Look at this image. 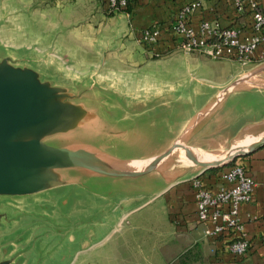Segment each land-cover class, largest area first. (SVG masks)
Segmentation results:
<instances>
[{
  "label": "water",
  "instance_id": "obj_1",
  "mask_svg": "<svg viewBox=\"0 0 264 264\" xmlns=\"http://www.w3.org/2000/svg\"><path fill=\"white\" fill-rule=\"evenodd\" d=\"M26 12L0 0V264H75L79 239L264 146V122L221 138L235 95L264 89V61L207 99L140 87L23 36Z\"/></svg>",
  "mask_w": 264,
  "mask_h": 264
},
{
  "label": "crops",
  "instance_id": "obj_2",
  "mask_svg": "<svg viewBox=\"0 0 264 264\" xmlns=\"http://www.w3.org/2000/svg\"><path fill=\"white\" fill-rule=\"evenodd\" d=\"M5 1L28 10L21 18L23 36L44 47L54 42L57 53L73 68L86 71L103 63L106 70L122 73L140 87L155 89V84L185 82L207 99L218 87L263 62L244 66L235 59H213L179 48L176 39L169 36L155 45L161 55L147 49L140 40L142 31L156 23H166L192 0H132L130 11H111L107 0ZM202 3L203 8L192 19L194 23L204 17L219 19L224 26L232 23L235 13L229 4L220 0ZM261 3L264 7V0ZM233 61L239 65H233ZM234 99L241 114L224 136L222 132L223 140L250 123L264 122V89L241 92ZM235 161L244 165L256 183L251 199L240 205L244 231L230 229L217 237L208 235L207 229L213 223L198 220L193 180L179 183L153 200L158 205L155 264H175L185 250L193 247L206 264H264V146ZM222 170H207L199 178L207 188L217 189L224 182ZM146 206L130 212L124 222ZM242 237L250 241V249L247 254L236 256L229 251L228 243ZM136 249L141 259L148 262L142 244H137Z\"/></svg>",
  "mask_w": 264,
  "mask_h": 264
},
{
  "label": "built area",
  "instance_id": "obj_3",
  "mask_svg": "<svg viewBox=\"0 0 264 264\" xmlns=\"http://www.w3.org/2000/svg\"><path fill=\"white\" fill-rule=\"evenodd\" d=\"M234 11L233 21L224 26L219 19L204 17L198 23L193 17L203 8L202 0H192L166 23H156L141 33L143 45L156 55L155 48L164 36L176 39L179 48L200 52L213 59H235L246 66L264 61V7L261 0H220ZM129 0H107L108 9L119 11L127 7ZM248 18V20H247ZM224 181L217 189L207 188L201 178L193 180L196 191L197 216L200 222H212L207 234L220 236L230 229L244 231L239 218L241 203L252 197L256 185L243 164L235 161L223 168ZM250 241L245 238L231 240L228 249L236 256L247 254Z\"/></svg>",
  "mask_w": 264,
  "mask_h": 264
},
{
  "label": "rangeland",
  "instance_id": "obj_4",
  "mask_svg": "<svg viewBox=\"0 0 264 264\" xmlns=\"http://www.w3.org/2000/svg\"><path fill=\"white\" fill-rule=\"evenodd\" d=\"M232 64L239 65L234 61ZM153 200L126 222L123 220L115 226L108 224L99 227L95 230L93 239L84 238L82 242L79 239L78 249L82 250L75 264H155V215L158 205ZM139 243L144 248V256L148 262L141 259L136 249ZM90 244L92 245L87 248Z\"/></svg>",
  "mask_w": 264,
  "mask_h": 264
},
{
  "label": "trees",
  "instance_id": "obj_5",
  "mask_svg": "<svg viewBox=\"0 0 264 264\" xmlns=\"http://www.w3.org/2000/svg\"><path fill=\"white\" fill-rule=\"evenodd\" d=\"M132 9V0H129L127 7L122 10L130 11ZM218 170V169H217ZM175 264H206L197 253L196 247L185 250L175 261Z\"/></svg>",
  "mask_w": 264,
  "mask_h": 264
}]
</instances>
